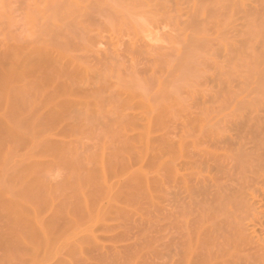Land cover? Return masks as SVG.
Instances as JSON below:
<instances>
[{"label":"bare ground","instance_id":"bare-ground-1","mask_svg":"<svg viewBox=\"0 0 264 264\" xmlns=\"http://www.w3.org/2000/svg\"><path fill=\"white\" fill-rule=\"evenodd\" d=\"M20 1L0 39V264L112 209L123 233L152 230V264H264V0H151L167 47L137 35L133 0ZM68 51L94 57L85 96ZM120 248L99 264H130Z\"/></svg>","mask_w":264,"mask_h":264},{"label":"rangeland","instance_id":"rangeland-1","mask_svg":"<svg viewBox=\"0 0 264 264\" xmlns=\"http://www.w3.org/2000/svg\"><path fill=\"white\" fill-rule=\"evenodd\" d=\"M134 2L135 1H138V0H133ZM133 1H131V3L133 2ZM145 1L146 0H144V1H142V0H140L138 3L137 2H133L132 4H135L134 6L136 7H134V6H132V4H131V6H130V8H128V6L130 5V4H127L128 6H127V8L130 10V9H133V10H128L129 12H131V14H132V12L133 13H135L134 14V16H135V18H137V16H138V20H140L139 22H138V20H137V22L138 23H136V24H139V25H136V27L137 26H139V27H142V26H144L143 27V29L144 30H141V28H139L138 27V31H141V33H140V35L139 34H137L138 36H143L144 38L143 39H145L146 38V40H148L149 38H151V39H149L148 41H150L151 42V40H152V42H153V44H155V43H161L160 45H162V46H166V44L165 43H167V42H169V41H171V38L173 37V34H168L170 31H171V28H173V23L172 24H170L171 23V21L169 20L168 21V17L166 18V17H164L163 15H159V8H158V6L156 7V5L153 3V1L151 2V0L148 2L149 3V5H151V3H153V5H155L154 6V8L156 7V8H158V9H154V10H156V11H154L153 10V6H149V5H147L146 6V4H148L147 3V1H146V3H145ZM161 1V0H160ZM160 1H156L157 3L158 2H160ZM251 1V0H250ZM20 0H19V2H18V0H4V11L3 12H1V10H0V12H1V16L3 17V18H1L0 19V39H2L1 38V36L2 35H4V34H2L1 35V32H4L5 30H7L8 29V31H9V28H14L13 30H15V28L16 27H13L15 24H13V23H15L16 21H19V20H21V19H19L18 20V18H20L21 16H22V6H21V4H20ZM140 2H142L141 4H140ZM151 2V3H150ZM154 2H155V0H154ZM22 3V2H21ZM170 3H171V5H172V9L174 8V10H176L175 9V7L177 6V4L173 1V0H170ZM5 4H7L6 5V7H5ZM20 4V5H19ZM179 4V3H178ZM10 6L9 8L10 9H5V8H8L7 6ZM144 5V6H143ZM180 6H181V4H179ZM184 5H185V3H184ZM184 5H182L183 7H184ZM20 6V7H19ZM149 6V7H148ZM11 7H13V8H11ZM150 7H151V9H152V11H151V9H150ZM135 9H136V11H135ZM137 9H138V11H137ZM150 9V10H149ZM8 10H10L9 12H10V14L11 13H13V15H9V12H8ZM12 10V11H11ZM143 10V11H142ZM157 10H158V12H157ZM173 11V10H172ZM8 13L7 15H9V16H12L13 17V19H15L16 17H17V20L15 19V22H13V20H12V22L11 21H9V20H7L6 19V14L4 15V13ZM156 12V13H155ZM176 12V11H175ZM17 13H18V15H17ZM20 13V14H19ZM143 13V14H142ZM138 14V15H137ZM153 14H155V15H153ZM161 14V13H160ZM133 15V14H132ZM142 15V16H141ZM0 16V17H1ZM9 16L7 17V18H9ZM142 17V18H140V17ZM159 16V17H158ZM163 18H162V17ZM12 17H10L11 19H12ZM181 18H184V16L182 15L181 17H180V19ZM142 19V20H141ZM148 19L150 20V21H152V23L151 22H149L148 21ZM164 19V20H163ZM143 20H145V21H147L146 22V25H145V21L143 22V23H141ZM155 20V21H154ZM159 22H158V21ZM157 21V22H156ZM164 21V22H163ZM2 22H3V24H2ZM20 22V21H19ZM134 22H136V21H134ZM154 22H155V24H154ZM161 22H163V23H161ZM6 23H8L7 25H6ZM117 23V22H116ZM147 23H148V25H147ZM160 23V24H159ZM151 24V25H150ZM3 25V26H2ZM13 25V26H12ZM119 25H121V26H119V29H123L122 31L123 32H126V31H128V32H130V33H132L133 32V28H132V26L129 24V23H127V24H123V26L124 27H122V24L121 23H119ZM130 25V27H131V29H129V30H132V32L131 31H129V30H127V28H128V26ZM135 25V24H134ZM142 25V26H141ZM156 25H157V27H156ZM8 26V27H7ZM11 26V27H10ZM160 26H162V27H160ZM2 27H3V29H2ZM117 27V29H118V26H116V24H115V28ZM125 27H127V28H125ZM129 27V28H130ZM153 27V28H152ZM5 28H7V29H5ZM156 28H158V29H160V28H164V29H160L159 31H160V33H159V31L156 29ZM124 29H126V31H124ZM148 29H150V30H148ZM153 30V32H151L152 30ZM7 31V32H8ZM10 31H12V30H10ZM143 31V32H142ZM156 31V32H155ZM162 31H163V33L165 34H163L162 33ZM6 32V31H5ZM151 34H149V33ZM168 32V33H167ZM127 33V32H126ZM142 33H146V34H142ZM142 34V35H141ZM153 34H155L154 36H153ZM157 34H158V37H157ZM8 35V34H7ZM119 35H121L122 37H125L123 34H119ZM129 35V34H128ZM134 35H136V34H134ZM133 35V36H134ZM146 35V36H145ZM159 35H161V36H159ZM182 35V34H181ZM181 35L180 34H175L174 36L175 37H177V36H179V37H177V39L178 38H180L181 37ZM127 36V35H126ZM129 36H131V35H129ZM128 36V37H129ZM132 36V37H133ZM147 36H150V37H148L147 38ZM164 37V39H163V37ZM168 36V37H167ZM170 36V37H169ZM172 36V37H171ZM3 37V36H2ZM98 37V36H97ZM135 37V36H134ZM154 37V38H153ZM7 38H8V36H7ZM157 38V39H156ZM159 38V39H158ZM97 39V38H96ZM98 39H100L99 37H98ZM97 39V40H98ZM124 39V38H123ZM126 39V38H125ZM176 39V38H175ZM4 39H2L1 41H3ZM127 40V39H126ZM155 40L157 41V42H155ZM159 40V41H158ZM161 40V41H160ZM0 41V49L2 48V46L4 45V43L3 42H1ZM166 41V42H165ZM165 42V43H164ZM3 45H2V44ZM101 44H103V43H101ZM157 44V45H158ZM170 45V43L168 44L167 43V46H169ZM164 46V47H165ZM166 46V47H167ZM79 52V53H78ZM68 53L70 54H72L73 56H74V59H75V62L77 61H80L81 63H83V61L82 60H85V56H87V55H89V54H87V55H84V53H83V51H76V52H71V51H68ZM75 54V55H74ZM78 54V55H77ZM83 54V55H82ZM86 54V53H85ZM83 56V58H82V56ZM81 56V57H80ZM90 57H92V55H89ZM88 56V58L89 59H91L90 57ZM81 58H82V60H81ZM88 58L86 57V60H88ZM122 58V57H121ZM125 58H127V59H129L128 57H126V56H123V58H122V60H125ZM92 59H94V57H92ZM91 59V60H92ZM85 60V61H86ZM90 60V61H91ZM84 61V63L82 64V66H81V64H79V63H73L74 65H73V67H74V69H73V67L71 66V65H69V63L68 62H70L69 60L68 61H66V62H64V65L65 64H67L68 63V65L67 66H65L66 68L68 67V69H69V67H70V70L73 72L74 71V75H75V73H76V75L77 76H75V81L77 80V78L79 77V76H82L83 74V71L82 70H80L79 72H81V73H79L78 72V69H79V67H80V69H84V64L86 63V64H90L91 62H89V60L88 61H86L85 62ZM94 61V60H93ZM89 62V63H88ZM71 63V64H72ZM78 65V68H76L77 67V65ZM80 65V66H79ZM71 67H72V69H71ZM82 67V68H81ZM77 71H76V70ZM82 77H84L85 78V75L84 76H82ZM81 77V78H82ZM89 77H90V75H89ZM80 77L78 78V81H80V80H82ZM83 78V79H84ZM86 78H87V76H86ZM85 78V79H86ZM85 79L83 80V81H85ZM88 79V78H87ZM86 79V80H87ZM91 79H93L92 77H91ZM91 79H89V81L91 80ZM88 81V80H87ZM89 81H88V84H90V86L92 87V85H93V83L91 84V81H90V83H89ZM80 82H82V81H80ZM80 82H78L79 84H77V82H75L74 83V85H75V87L77 86V85H79V86H77L74 90L76 91V94L78 95V96H85V94L87 93V92H89L90 90V87H89V85L88 84H86V83H80ZM93 82V81H92ZM77 84V85H76ZM81 87H83V88H81ZM63 88L64 87H60V85L58 86V93L59 92H61V93H59V94H62L63 93ZM79 88V89H78ZM81 89V90H80ZM62 120V119H61ZM60 120V117H59V119H58V121L56 122V123H58V124H56L57 125V127L55 128V130H54V125L52 126V125H50V126H52V127H50L49 126V128H48V130L50 131V128H52L51 129V132H53V130H54V132H55V134L57 135V138H56V136L54 135V132H53V135L54 136H52V133L51 132H49V133H51V136L49 135V139L51 138V140L53 141V142H55V143H57L58 141H59V139L60 138H62V139H64L65 137V130H64V119L61 121ZM61 121V122H60ZM64 121V122H63ZM63 122V123H62ZM55 125V126H56ZM61 125V126H60ZM61 128V129H59V131H58V128ZM56 129H57V131L59 132V133H57V131H56ZM47 130V131H48ZM63 132H64V135H62L63 134ZM61 137H60V136ZM52 137H55L54 139L52 138ZM58 137H60V138H58ZM64 137V138H63ZM50 140V142L52 143V144H55V143H53L52 141ZM57 140V141H56ZM61 140V139H60ZM82 141H84L85 142V139L83 138L82 139ZM87 141L89 142V139L87 140L86 139V143H87ZM91 142V141H90ZM39 154V153H38ZM37 154V155H38ZM45 154H47V153H45ZM43 156H44V154H43ZM45 157V158H44ZM44 157H42L43 159H48V157H46V155L44 156ZM41 158V157H40ZM43 159H42V161H43ZM46 159V162L49 160H47ZM45 162V161H44ZM52 166V165H51ZM51 166H49V167H51ZM54 166V165H53ZM56 166V165H55ZM48 168V167H47ZM51 168H53V167H51ZM51 168H48V169H51ZM54 168H57V169H59L57 166L56 167H54ZM54 168H53V170H54ZM56 169V170H57ZM47 170V169H46ZM56 170H54V171H56ZM60 170L63 172V170L60 168ZM49 171H51V173L50 172H46V175H48V174H50V178L52 177V172H53V174L55 173L54 171H52V169L51 170H49ZM58 171V170H57ZM62 172H56V174L55 175H57V173H61V176H62V178H63V175L64 174H62ZM58 174V175H59ZM54 175V176H55ZM57 175V176H58ZM49 176V175H48ZM55 177L56 179H59L58 177H60V176H58V177ZM53 178V177H52ZM61 178V177H60ZM54 179V178H53ZM53 179H51L52 181H54ZM56 181H60V180H56ZM150 208V207H149ZM150 210V209H149ZM148 213V212H147ZM150 213V212H149ZM150 214H152V213H150ZM150 214H149V216H150ZM135 216H138V215H135ZM134 216V217H135ZM138 218V217H137ZM95 220V219H94ZM97 220V219H96ZM99 220V221H98ZM97 220V222H95V221H93V223L92 222H86V224H83V226H81V228H84V225H86L85 227H86V230H85V228L84 229H78V228H76L77 230H79L78 232L76 231V233H77V236H76V239H80L79 241H81V242H79L80 243V245L78 244V240H76L75 239V235L74 236H72L73 238H71V237H69V238H71L72 240L73 239H75L76 241H74V242H76V243H74L73 241L71 242V240L69 241V239H66L65 241L67 242V243H65L64 244V241H63V239L61 240V239H59V240H61V242H63V244L59 241V240H55V241H57V242H55L54 240L52 241L53 243L55 242V244H52L50 247H47L46 249H48V248H50V249H48V250H46V249H44L43 250V247H42V250L40 251L39 250V255H40V257H39V255L37 254V257H39V259L37 260V258L36 259H34V260H31L29 257H27L26 258V264H55V263H57L58 261L59 262H62L63 261V263H65V264H99V261H100V259H97V258H99L98 256L100 255L101 256V258H103V260L104 259H106L107 257H104L102 254L104 253V251H107V253L108 254H111V253H109V251H112V248L113 249H115V247L118 249V248H122L123 249V247H125V248H127V247H132L131 248V250H130V252H129V248L127 249L128 251V253H127V257H129V255H130V258L128 259L129 260V262H130V264H152L153 262V256H152V254H153V242H152V237H153V232H152V230L150 229V228H144L143 227V229H138V231H137V229H131V230H129V229H127L128 231H124V233H123V231H121V228H119L118 227V225L116 226V221L118 220V218H117V216L115 215V213H114V210L112 209V212H111V210H110V212H107V213H104L103 215L101 214V216L99 217V219ZM92 221V220H91ZM139 221H141L140 219H139ZM118 222V221H117ZM137 222H138V219H137ZM145 222H146V220H145ZM118 224V223H117ZM146 225H147V223H145ZM144 224V225H145ZM87 226L88 227H90V228H87ZM92 226V227H91ZM146 227V226H145ZM142 228V227H141ZM87 229H89V230H87ZM61 230V229H60ZM73 230V229H72ZM91 230V231H90ZM73 231H75V229L73 230ZM73 231H70V232H72L73 233ZM68 234V235H66L65 236V238H68V236H70V235H73V234ZM75 234V233H74ZM78 237V238H77ZM68 240V241H67ZM70 242V243H69ZM29 245V244H28ZM76 245H78L77 247H76ZM129 245H131V246H129ZM30 246V245H29ZM29 246H28V248H27V250H30V248H29ZM127 246V247H126ZM25 248H26V245H25ZM45 248V247H44ZM73 248V249H72ZM120 248V249H121ZM124 248V249H125ZM116 249V250H117ZM116 250H113L112 252H116ZM120 251V250H119ZM122 251H124V252H126V250H122ZM114 252V253H115ZM118 252V251H117ZM102 253V254H101ZM106 253V252H105ZM105 254V256H108V254ZM125 255V254H124ZM126 256V255H125ZM61 260V261H60ZM99 260V261H98ZM127 261V260H126ZM58 262V263H59ZM119 264H126V262H120Z\"/></svg>","mask_w":264,"mask_h":264}]
</instances>
